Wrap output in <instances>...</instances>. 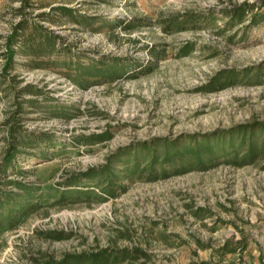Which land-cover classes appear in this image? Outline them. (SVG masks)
Wrapping results in <instances>:
<instances>
[{"label":"rangeland","instance_id":"1","mask_svg":"<svg viewBox=\"0 0 264 264\" xmlns=\"http://www.w3.org/2000/svg\"><path fill=\"white\" fill-rule=\"evenodd\" d=\"M240 3L252 12L227 27L222 11ZM21 5L0 0V163L10 124L47 139L0 176L2 193L20 192L15 182L37 190L35 208L0 230V264L122 248L139 256L108 264H264V153L244 165L135 176L116 196L100 194L96 177L67 186L141 142L264 123V0H32L25 18L60 37L50 55L57 63L31 68L19 56L7 69L5 38ZM59 6L71 14L61 16ZM190 16L199 19L185 22ZM63 60L126 69L112 80L87 76L80 86ZM221 73L236 77L209 90ZM79 187L98 195L58 200ZM221 246L236 249L222 254Z\"/></svg>","mask_w":264,"mask_h":264},{"label":"trees","instance_id":"2","mask_svg":"<svg viewBox=\"0 0 264 264\" xmlns=\"http://www.w3.org/2000/svg\"><path fill=\"white\" fill-rule=\"evenodd\" d=\"M31 1L21 0L22 5L17 11L21 15V19L13 25L10 33L5 38L4 56L7 69L11 67L15 57L19 56L27 58L29 61L28 66L31 68L52 66L57 63L54 60L56 63H53L50 55L59 51L56 47V41L60 37L52 34V31L42 25L28 22L25 18L26 13L23 11L26 7L32 6ZM53 10L60 11L61 16L71 14L66 6L53 7ZM252 10L253 5L249 3L235 4L228 9H224L222 14L227 17L226 26L234 27L240 24L243 18ZM262 16V12L251 13V23H258L262 20ZM208 18H211L210 15ZM198 19L190 16L185 22L194 23ZM211 19H207V22H210ZM179 22L183 21L178 19L173 21L174 24H179ZM150 52L152 53V51ZM60 66L66 69L65 72L69 76H73L72 80L80 86H83L84 82L82 80L87 76L93 77V80L101 78L112 80L119 77L126 69L123 64H121V68H123L121 70L117 67H110L103 60L90 67L72 64L70 61L63 60ZM235 77L234 73H221L213 77L207 86L209 90L220 88L233 82ZM27 90L32 92L31 89ZM46 139L31 133H23L18 123L10 124L7 130L3 158L0 163V176H5L4 174L16 165L18 159L25 158V151L38 148L40 142ZM263 153L264 123L238 125L225 132H214L203 136L189 135L178 140H170L164 137L155 138L152 142H141L137 146L123 149L120 153L109 156L101 168H90L78 174L80 176L72 177L67 186L77 185L80 179L93 180L96 177L97 180L93 182V185L100 190V194L116 196L117 190L122 184L121 182L131 180L135 176L155 180L159 177L179 174L193 169L206 170L220 162L244 165L253 162L256 159L255 156ZM44 156H47V153L43 150L41 157ZM113 169H118L121 172L119 173ZM3 180L6 181L4 178ZM14 184L20 192H0V230L14 227L18 216L25 215L36 206L33 201L37 192L36 188L25 186L19 182ZM92 188L79 187L75 191H68V193L60 192L58 200L64 198V196H74L73 201L79 198L90 200L98 195V193L91 191ZM235 249L236 247L221 246L219 250H223V252L221 251L222 254H227L234 252ZM137 256H139L137 249L122 248L118 251L101 249L96 252L66 254L58 261L46 260L31 264H108ZM209 263L200 262V264Z\"/></svg>","mask_w":264,"mask_h":264}]
</instances>
